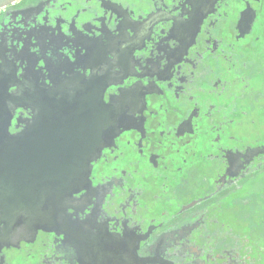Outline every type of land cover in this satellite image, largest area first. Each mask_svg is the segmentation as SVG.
Returning <instances> with one entry per match:
<instances>
[{
  "label": "flooded vegetation",
  "instance_id": "flooded-vegetation-1",
  "mask_svg": "<svg viewBox=\"0 0 264 264\" xmlns=\"http://www.w3.org/2000/svg\"><path fill=\"white\" fill-rule=\"evenodd\" d=\"M7 136L0 264H264V0L1 9Z\"/></svg>",
  "mask_w": 264,
  "mask_h": 264
},
{
  "label": "water",
  "instance_id": "water-1",
  "mask_svg": "<svg viewBox=\"0 0 264 264\" xmlns=\"http://www.w3.org/2000/svg\"><path fill=\"white\" fill-rule=\"evenodd\" d=\"M18 1L19 0H0V10L3 9V8H5V7H7V6H9V5H12V4H14V3H16ZM104 122H105V120H104ZM110 130H111V126L103 125V138L104 139H109L110 138L108 136V133H109ZM4 141H5V143L7 141L9 144H6V145H3L2 144V145H0V154L3 155L4 157H15L18 154V152H17V145H16L15 140L13 138L10 139L7 136L6 139L4 138ZM107 146H109V145H107V143L104 142L103 145H102V148L104 149ZM100 148H101V146L99 144L98 151H97V155L102 152V148L101 149ZM97 155L91 157L92 159L90 158V159H87V160H83V161H85V164H86L88 173L90 171V168H89L90 167V163L89 162L90 161L92 162L93 160H95V158L98 157ZM4 162H5V166L3 168L1 167L0 170L4 171V173L5 172L6 173L2 176V179L5 180V181H7L6 182L7 185H10V186L15 187L16 186V183H17V180H18L17 170L19 168L18 167L19 161L16 160V159H11L10 158L9 160L6 159V161H4ZM46 162L48 163V161H46ZM23 164L24 165L29 164V166H28L29 170L32 169L31 162H29V163L28 162H23ZM46 164H44V165H46ZM49 167L50 166H48V169H49ZM88 173H87V175H88ZM53 189H54L55 192H63L62 194H58V195H57V193L55 194V199H54L55 202H58V201L62 200L64 198V196H65V198L68 197V196H70L66 188L65 189H62V188L59 189V187L58 188L55 187ZM48 190L52 191V189H48Z\"/></svg>",
  "mask_w": 264,
  "mask_h": 264
}]
</instances>
